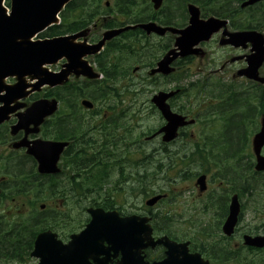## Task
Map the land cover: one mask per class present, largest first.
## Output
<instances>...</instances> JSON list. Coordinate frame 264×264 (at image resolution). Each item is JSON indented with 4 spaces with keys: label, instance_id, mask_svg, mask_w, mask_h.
<instances>
[{
    "label": "flooded vegetation",
    "instance_id": "obj_1",
    "mask_svg": "<svg viewBox=\"0 0 264 264\" xmlns=\"http://www.w3.org/2000/svg\"><path fill=\"white\" fill-rule=\"evenodd\" d=\"M172 1L174 2V7L175 5L177 6L174 10L173 7L169 9V6H162L160 9L154 10L150 0H71L66 5L64 11L61 13L59 23L55 25V29L64 34L82 33L83 36L75 41L76 44L92 46L102 40L105 32L122 29L126 26H133L134 28L129 31L130 35H119L112 41L106 42L99 54L86 58L94 66L95 71L101 74V81L94 83L96 85L90 88L82 84L86 79L82 77L73 78L76 82L72 80L70 85L71 91H67V99L65 102L59 100L57 111L41 125L37 135L30 133L25 135L24 130L16 131L13 129L18 121L17 115L20 111L10 114L8 119L0 125V210L4 212V218H8L9 215L16 213L30 212L31 209L26 200L29 203L32 200L34 201L32 213L38 218L40 216V210L38 209L37 211L35 205L37 200H39L37 196L41 193L42 177L37 173L34 158L28 153V150L33 147L36 139L66 144L59 156V161L64 164L60 166L59 172L54 175L55 182L53 186L55 191L53 193L57 195L58 193L73 192L82 188V181H84V178L90 171L89 164L92 162L108 163L109 161H115L120 156L122 148L127 152V160H134L133 157L136 155L135 147L137 143L131 145L122 143L123 140L118 122L120 121L121 114L124 112L123 110L132 109L133 107L131 106L136 105L137 100L142 98L143 94H146V91L142 90L144 84L139 81H133V79L131 80L130 73L135 77L139 71L147 67H145V62L141 58L138 64L133 65L131 68L122 65L121 70L117 71V75L114 78H106L99 70H102V65L108 62L111 65L113 63L120 64V46L122 43H125V46L130 45L137 50H142V53L147 54L148 61H151L148 57H156V53L160 52H163V56L173 47V43L176 40L175 34H172L170 31L163 33L151 32L148 34L139 26L153 23L161 28L168 29L173 27L177 28L176 31H181L188 24L187 6L194 5L200 9L201 18H216L224 20L227 23L226 27L210 35L209 39L200 41L195 46L194 50H197V53L194 55L198 56L200 53L199 49L202 50L214 42L216 51L222 50L237 53L236 58H232V56L226 57L220 66L239 67L240 69L245 67V57L247 55L243 57V54H239V51H246L247 47H234L233 44L228 42V37L224 33L246 32L250 30L249 8H241V5L246 0H226V4L224 5L226 7H223L226 10L224 11H216L218 10L216 6L203 8L200 5L203 0ZM209 9V15L204 17V12L209 11ZM260 9L264 10V3H259L258 10ZM113 49L114 51H112ZM208 55L207 49V51L203 52L202 57L179 58L173 62V66L180 67V65L192 64L193 62H199L203 65L204 60L211 62V65L208 66H217L215 60L207 58ZM215 56L217 57V55ZM220 59L221 57L218 59L217 64L220 63ZM135 69L137 70L135 71ZM157 77L161 76L157 75ZM183 77L181 76V78ZM147 81H149L148 78ZM150 86L155 87L151 82ZM157 91L169 92L170 89H157ZM180 92L181 90L179 89V94L181 95ZM151 98L147 100L146 97V101H148L150 106H152ZM34 100L33 96H29L25 100V103L30 105ZM82 100L91 101L93 107H83L81 105ZM174 100L177 99L174 98ZM24 109L26 107L21 111ZM149 110L153 111V107H150ZM162 126L163 122L159 118L156 131L161 129ZM47 134L50 138H43ZM155 139L161 140V136L157 135ZM131 150L134 151L130 153ZM70 172L76 177V180H80L77 186L74 182L75 178L70 176ZM206 176V181L208 182L207 191L202 194L199 193L198 197L201 198V201L207 200L209 197L212 203L209 206L201 208L199 214L205 215L208 213V209L215 210L217 208L216 212L211 218L202 220L194 227V233L191 238L171 239L177 242H189L188 253L199 255L207 264H233V254H243L244 257H249L250 255L246 247L243 246L244 236H258L259 234L256 232L240 233L236 228L233 235L229 237L224 235L222 227L228 215L230 200L234 192L229 180L225 183L221 179L219 182H213L210 181L209 175ZM223 178L225 179V176ZM130 181H132V178L126 179V183ZM214 183H217L216 187L210 188V184ZM129 188L130 191L133 190L132 187ZM116 190H121V187H114L110 192ZM102 192H106L104 188ZM18 194H23L26 197L17 196ZM55 201L59 203L56 206L59 208L62 200L55 199ZM239 202L241 212L238 224L244 212V205L241 201ZM11 203L12 206L9 207ZM16 204L20 205L16 206ZM108 209L109 211L116 209L120 217L137 215L139 211L133 207L129 211L122 210L115 204L113 208ZM140 211H143L141 215H144L145 211ZM217 212L218 214H216ZM26 217L30 222L31 212ZM260 236L262 235L260 234ZM2 237L7 239L8 235H3L0 230V244H3V241H5L2 240ZM60 239L63 243H67L70 236L61 237ZM27 242H32V238L30 237L29 240L22 242V250L27 249ZM8 246H10L9 243ZM164 252L165 249L161 246L154 247L153 249L148 248L144 251L145 260L149 262L159 261L164 258ZM0 257L5 256L0 255ZM107 264H126V262L122 254L118 253L115 257H111ZM130 264L132 263L130 262Z\"/></svg>",
    "mask_w": 264,
    "mask_h": 264
},
{
    "label": "water",
    "instance_id": "obj_2",
    "mask_svg": "<svg viewBox=\"0 0 264 264\" xmlns=\"http://www.w3.org/2000/svg\"><path fill=\"white\" fill-rule=\"evenodd\" d=\"M3 1L0 0V124L8 118L9 114L23 107L21 104L13 105L14 103L26 98L33 92H38L43 86L52 88L61 85L71 73L75 74V76L82 75L88 78H96V75L92 74L88 65L82 61L83 57L99 52L105 40L111 39V37L122 31L111 33L95 47L73 45L72 41L76 36L33 42L32 38L44 32L51 24L56 23L57 14L68 0H10L9 15H7V11L2 6ZM261 1L263 0H250L243 6H250ZM152 2L154 3V9H158L162 0H152ZM188 11L190 15L188 27L181 31L170 30L180 36L176 40V47L179 53L170 52L157 65L158 68L151 71L152 74L161 73L168 75L172 71L168 68V65L178 55L185 57L196 54L197 51L193 50L192 47L196 46L200 41L207 40L212 33L218 31L226 24L224 21L216 19L199 20V12L192 6L188 8ZM142 28L146 32L151 30H155L157 33L165 32V30L152 27V25L142 26ZM224 35L229 37L228 42L235 47L245 46V43L251 44L252 54L247 57L248 68L238 75L246 76L250 80L264 84V79L258 78V70L264 62L263 37L257 32L234 34L225 32ZM170 56L172 58H169ZM62 58L66 60V64L60 73L54 74L43 68L45 65L57 63ZM27 77L30 81L35 80L36 82L27 84L25 82ZM7 78H15L16 83L11 86L6 85L4 81ZM176 93H159L152 98V103L167 122L166 126L159 132L165 134L163 137L164 142L173 140L179 127L192 123V121L185 122V118L172 114L166 104V100L173 97ZM82 105L91 107L87 102H83ZM55 109V101H37L31 105L24 115H18L19 118L21 117L20 125L26 127L33 125L36 128ZM32 131H36V129ZM37 143L33 154L40 164L39 171L42 173L55 171V163L63 146L51 142ZM263 146L264 119L261 121L260 132L252 140L253 152L257 162L256 171H264V157L260 156ZM203 180V177L198 180L201 187H204ZM158 200L159 197L153 198L146 204L147 206H152ZM90 213L91 221L79 238L76 239V243L72 242L67 246H61L60 243L56 242L55 235L44 233L37 237L34 251L31 255L40 258V264H74L71 260L75 261L81 255L92 257V255H96L91 254L92 251L98 254L103 252L104 242L111 246L109 252L114 253H116V250H120V245L132 243L138 247L137 264H147L139 256V247L145 239L149 238V241H152L150 238L151 230L149 225H147L148 220L146 218L134 217L132 221L123 225L115 221V214L102 215L100 210L90 211ZM238 214L239 205L237 197L234 196L230 205L229 216L223 226L225 235L230 236L233 233ZM136 220L137 223L135 222ZM244 240L245 244L249 246H264V238L251 239L246 237ZM77 243L80 245L74 250ZM156 243L164 244L169 250L167 253L168 258L160 264H207L202 262L199 255L188 256L185 244H170L167 239H161Z\"/></svg>",
    "mask_w": 264,
    "mask_h": 264
},
{
    "label": "rangeland",
    "instance_id": "obj_3",
    "mask_svg": "<svg viewBox=\"0 0 264 264\" xmlns=\"http://www.w3.org/2000/svg\"><path fill=\"white\" fill-rule=\"evenodd\" d=\"M165 6H169L168 3ZM5 7H7V2L5 3ZM170 11V10H169ZM260 19V16H258V20ZM257 20V21H258ZM262 25V24H260ZM259 31H261L264 34V27L260 26ZM39 39V37L35 38ZM208 49V56L207 58H211L215 60V63L217 66H208L211 65V62H208L207 60H204V64H200L199 62H193L192 64L187 65H180L173 66V72L169 77H157L155 79V87L150 86L146 81V78L148 77V69H142L139 71V73L136 74L134 77L131 75V80L133 81H139L142 84V90L146 91V94L142 95V98L137 100V104L132 109L129 110H123L124 112L121 114L120 121L118 122L119 128H120V134L122 138V143L131 145L136 144V155L133 157L134 160L129 161L127 160V152L121 149L120 156L116 158L115 161H109L108 163L110 165L116 163V166H111L110 170L114 169H120L119 166L121 165L122 172L118 171H111L110 177L108 179V182L106 183V186L104 187V190L106 192H110L112 187L115 184H118V181L121 180V173L125 178H130L132 174H134L135 179L137 180V174L139 173L140 176H144L140 180L142 183L139 185V183H130L127 182L121 187V191L119 195H117V199H111L113 202L114 200H117V202L114 204L123 210L129 211L131 207L137 208V210H140L142 207H144L145 199L149 197L152 194H158L165 192L169 196L170 199L167 203L163 205H156L153 209V214H160L157 218V224L162 227V230L164 231L167 228L168 233H171L173 236L183 239V238H191L194 233V227L199 224L202 220H206L211 218V216L216 212L217 208L215 210H209L208 213L205 215H200L198 212L200 204L197 202H193L191 196H193L197 200V189H195V181L196 177L195 175L198 173H201L205 171L202 167L197 166H180L179 159L182 158L183 152L182 147L184 146V143H174L172 145H163L160 141V139H153L151 141H147V138L154 132V128H157V124L159 121V117L157 115H152L150 112V104L148 101H146L148 98L150 99L154 94H156L158 91L157 89H174L175 87H187L189 84H199V86H202L203 89L206 91L203 94H198L196 96L193 95L195 93L194 91L190 92L189 97L187 96L181 97L177 100H174V110L178 111L181 109L182 113H190L194 116V114H197L198 118L200 119V122H203L206 117L209 119H216L217 115L215 111L219 110H229V111H222L223 112H235L241 107H244L245 109L248 108V104L245 103L244 99H247V94L251 93L252 87L254 84L249 83L248 81L235 77L236 71L239 69V67H222L220 66L223 64L226 57H235L237 56V53L235 52H229V51H216V45L215 43H210L209 46L204 47L202 50L207 51ZM203 51V52H204ZM159 54V56H157ZM239 54H243V56L249 54V49L246 51H239ZM217 55V57L215 56ZM162 57V54L156 53V58L154 59L153 63L156 62L159 58ZM220 59V63L217 64L218 59ZM157 59V60H156ZM137 64V59H131L128 62H125L126 66H129L130 68L133 65ZM151 68V67H150ZM59 69V65L49 67V70L51 71H57ZM183 70V72H182ZM185 73V74H184ZM181 76H184L181 78ZM134 77V78H133ZM73 81L76 82L75 79L70 78L69 83ZM7 84L13 83V80H7ZM226 88H232L231 91H235L238 95L236 98H232L230 100L233 101V99H237V101H240L239 103L242 106H234L230 107L232 103H225L222 106V109L217 108L220 106L218 103L219 100L222 98L229 96ZM48 88H43L39 93L34 94L33 96H36L37 98L41 99L42 95L46 93ZM155 90L154 92H152ZM225 90V91H224ZM255 91V90H253ZM152 92V93H151ZM197 94V93H196ZM244 95V96H243ZM251 95L257 96V93L253 92ZM34 98V97H33ZM213 103L212 110H208L206 107L208 104ZM206 106V107H205ZM197 111H201L200 113H197ZM208 113V114H207ZM215 113V114H214ZM205 114V115H204ZM259 111H254L249 109V112L245 114V116L241 115H235L233 116V119H249L248 122L243 125V128L247 129H253L255 128L256 131L259 128V121L260 117L262 115H259ZM229 115V114H226ZM235 117V118H234ZM246 117V118H245ZM221 118V117H220ZM224 118V116H222ZM220 120V119H219ZM229 122V119L227 120ZM231 122V120H230ZM209 125V124H208ZM201 127L199 131H202V128L204 126L201 125H195L191 128H188L189 131L192 133H199L197 131V128ZM232 128V127H231ZM208 130L203 128V131ZM235 130V128L233 129ZM151 132V133H150ZM150 133V134H149ZM149 134V135H148ZM251 140V138H250ZM190 143L189 140H185ZM195 142V140H193ZM164 150V151H163ZM134 151V150H133ZM132 150L130 153L133 152ZM249 152H250V145H249ZM264 153V151H263ZM178 154V155H176ZM230 156H224L221 161H226L228 163H232L234 159H229ZM254 161V160H253ZM225 162V163H226ZM250 159L247 158L244 159H238L235 162V170L237 171L238 175L243 176L249 174V171L247 169V165L250 163ZM138 163L136 166L135 164ZM217 163L220 165L219 168L213 169L210 171V181H216L219 182L220 172H224L225 179L235 182V184H242L240 179L234 175V171H231L229 169L224 168L223 163H220L217 161ZM62 166L63 164L60 163ZM90 171L93 172L94 179L98 181L100 176L102 175V169L103 164H96V163H90ZM161 169V170H159ZM224 169H226L224 171ZM213 172L216 173V175H213ZM232 175H231V174ZM254 172L252 171L251 174H249V177L247 178L248 182L252 186H248L251 191L241 197V203L244 205V212L242 214L241 220L238 224V231L240 233L242 232H256L258 234L263 235L264 234V186L261 184L260 179L264 181V177L257 175L253 176ZM234 175V176H233ZM189 176L188 179H186ZM190 178L192 180H190ZM260 178V179H259ZM169 182H168V180ZM225 179L223 182L225 183ZM253 179L254 181L250 180ZM257 182H256V181ZM259 180V181H258ZM47 181V180H45ZM250 181V182H249ZM245 183V182H244ZM255 183V184H254ZM49 185V184H47ZM46 185V187H47ZM217 183L210 184V188H215ZM258 185V186H257ZM256 186V187H255ZM129 187L135 188L136 192L132 193L130 191ZM232 187V186H231ZM255 188V189H254ZM105 192V193H106ZM211 193V191H210ZM68 196V195H66ZM43 203L47 204V201H49L46 197H42ZM55 199H62V206L65 204L66 197L64 195L58 196ZM52 200V201H53ZM208 205L212 203L211 200H209V197L207 199ZM59 205L58 203H56ZM55 204L53 203L52 206ZM56 205V206H57ZM75 205H69L67 206V209L73 208ZM140 212V211H138ZM218 214V212L216 213ZM162 215L164 217H162ZM166 216V217H165ZM206 216V218H204ZM164 228V226H166ZM264 256V254L262 255ZM260 257V256H258ZM37 261L31 258H28V260H25L23 263H16L15 261H10V264H36Z\"/></svg>",
    "mask_w": 264,
    "mask_h": 264
},
{
    "label": "trees",
    "instance_id": "obj_4",
    "mask_svg": "<svg viewBox=\"0 0 264 264\" xmlns=\"http://www.w3.org/2000/svg\"><path fill=\"white\" fill-rule=\"evenodd\" d=\"M225 1L226 0H203L200 5H202L203 8H210V7L216 6L219 10L224 11V10H226V8L223 9V7H226V6H224L226 4ZM256 12L257 11H255V13ZM54 34H55V32L53 31L52 28H50L47 31L46 36L50 37V36H53ZM124 51L131 52L132 50L129 48V49H125ZM114 66H116V65H114ZM195 88H196V90H194ZM191 90L195 91V94L206 92L202 86H199V84H197L195 86H191V88H189V89H185L184 92H186V94L189 95ZM226 92H228V91H226ZM252 93H253V91H251V93H248L247 99H244L245 103L248 104V102H249L248 108L245 109L244 107H241L238 110H236L235 112H231V114H233L231 116H235V115H239V114H240L239 116H241V115L245 116V114H247L249 112L250 108H251V110L254 109V111L258 110L260 113L259 115H264V91L263 92L260 91V93L257 96L251 95ZM228 94H229V96H226V97L222 98L221 100H219V102H218L220 104L219 107H222L225 103H228V102L232 103V105L230 106L231 108L234 106H242L239 102L243 101V100H240V101H237V99H235V100L233 99V101L230 100L232 98L238 97L239 94H237L235 91H231V89L229 90ZM48 96H52V94L49 93ZM56 97L59 98L60 95L58 94ZM248 121H249V119H247V118L246 119L241 118V119H237V120L233 119L230 122V125H229L230 129H228L227 134L225 136L226 141L229 142V143H227V144H229V149H230V146H231V150H233L235 148L238 149L240 144L244 145L245 142L248 140L247 137L250 133V132H248L249 129L242 127ZM208 122L209 121L204 122V125L210 124ZM234 128H235V130H233ZM212 134H213V131L205 134L206 139H203L205 141L203 142V144H201V148H198V150H200L198 153V159H199L200 165H201V167H203L207 171L209 170V166H210L209 164H211L213 161L214 152H215V150L213 149L215 143L212 142V139L214 138V136H212ZM239 141H243V143L239 144ZM239 150H242L244 152L243 147ZM238 153L239 152H237L236 150H233L232 157L233 158L235 157V160H238L241 158V156H239ZM141 178H137V182L139 183V185L142 184L140 182ZM243 181L245 182L246 179H243ZM246 182H248V181H246ZM233 183H235V182H233ZM249 185L250 184L246 185L247 188L246 187L242 188V193L247 192L246 189H248ZM49 219H50V210L47 209L46 211L42 212V214H41L40 226L42 227V229H46L48 227ZM14 239L15 238L8 240V239L2 237V240H5V241H3L4 242L3 244H0V255L5 256L4 258H6V259L13 258L14 257L13 255L17 252L18 246L15 245V243L19 242V240L16 241ZM8 243H11L10 245H12V246H8Z\"/></svg>",
    "mask_w": 264,
    "mask_h": 264
},
{
    "label": "bare ground",
    "instance_id": "obj_5",
    "mask_svg": "<svg viewBox=\"0 0 264 264\" xmlns=\"http://www.w3.org/2000/svg\"><path fill=\"white\" fill-rule=\"evenodd\" d=\"M159 170H160V169H159ZM233 173H234V172H233ZM230 174H231V173H230ZM231 175H232V174H231ZM234 175H235V174H234ZM234 175H233V176H234ZM250 180L254 181L253 179H250ZM255 181H256V180H255ZM258 181H259V180H258ZM240 182H241V181H240ZM245 182H246V181H245ZM249 182H250V181H249ZM256 182H257V181H256ZM250 183H251V182H250ZM250 183H249V184H250ZM254 184H255V183H254ZM249 186H250V185H249ZM257 186H258V185H257ZM255 187H256V186H255ZM250 189H251V187H250ZM254 189H255V188H254ZM18 191H19V190H18ZM5 244H6V243H5ZM6 247H7V246H6Z\"/></svg>",
    "mask_w": 264,
    "mask_h": 264
}]
</instances>
